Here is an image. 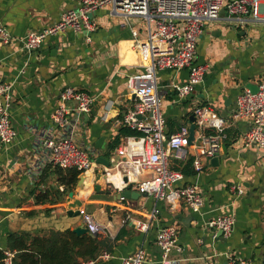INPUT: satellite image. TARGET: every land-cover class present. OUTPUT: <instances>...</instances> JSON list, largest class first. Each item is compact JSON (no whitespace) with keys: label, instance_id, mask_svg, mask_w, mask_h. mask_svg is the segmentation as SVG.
<instances>
[{"label":"crops","instance_id":"crops-1","mask_svg":"<svg viewBox=\"0 0 264 264\" xmlns=\"http://www.w3.org/2000/svg\"><path fill=\"white\" fill-rule=\"evenodd\" d=\"M79 2L0 0V25L12 35L9 44L0 46V80L11 84L10 120L16 131L11 143L0 142V249L6 245L7 233L73 230L84 224L83 215L88 213L100 225L95 234L101 250L95 264H119L122 257L139 247L147 254L143 264H162L155 236L165 225L177 228L178 248L169 253L177 264H224L229 257L263 264L264 149L242 145L239 136L248 124L232 120L231 113L237 94L264 77V22L250 15L228 16L225 11L208 22L198 38L195 59L198 64H206L208 70L185 99L178 100L165 86L184 83L187 69L159 72V91H167L161 95L160 105L167 133L190 125V116L198 105L210 106L227 119L229 136L217 162L203 160L201 171L191 166L192 173L184 174L182 184L194 185L200 191L202 205L194 210L180 202L172 209L159 201L158 219L150 222L154 205L150 195L117 200L114 189L102 186L94 190L92 178H87L77 195L83 201L81 214L70 216L64 200L54 202L56 191L63 187L56 180L54 165L45 163L41 153V141L47 135L59 93L64 86H71L94 97L90 111L83 115L76 141L95 162L101 156L110 159L115 153L114 139L119 136L120 141L125 136L119 135L123 127L116 126L115 121L134 102L126 88V77L143 69L132 47V29L137 28L140 37L145 34L140 18L124 17L106 5L93 13L92 19L98 24L94 32L67 29L47 36L33 52L21 49L18 37L54 24L62 11L77 7ZM172 161L178 165V161ZM233 185H240L244 192L238 194L232 190ZM39 191H47L51 201L34 204L38 213L26 216L23 206L35 201ZM45 208L51 211L45 214ZM221 213L234 218L232 233L227 237L207 225ZM138 222L149 226L141 230ZM4 228L7 231L3 233ZM104 252L108 257H100Z\"/></svg>","mask_w":264,"mask_h":264},{"label":"built area","instance_id":"built-area-1","mask_svg":"<svg viewBox=\"0 0 264 264\" xmlns=\"http://www.w3.org/2000/svg\"><path fill=\"white\" fill-rule=\"evenodd\" d=\"M106 5L112 11L124 17H137L145 25V34L140 37L137 28L132 29V47L142 63L140 72L128 74L126 88L133 97L132 107L115 121L134 131V134L121 137L115 153L109 159V166L104 167L105 181L118 192L126 183L134 182L139 193L150 195L154 205L150 222L158 219L160 212L157 202L168 204L172 209L180 202L197 210L203 203L200 191L191 184H182L184 173L173 168L176 161L191 157L194 171L204 168L203 160L218 156L223 142L227 139V119L218 115L210 106L194 107V140L188 143L189 125H180L176 131H165V119L161 112V95L158 88L159 72L163 70L187 69L184 83L167 84L178 100L185 99L197 84L203 81L208 67L196 63V46L204 26L219 17L221 10L228 16L250 15L256 21L264 22V0H80L75 8L60 13L59 19L52 25L40 30H30L18 37L21 49L27 53L41 47L49 35L70 29L74 32H94L98 24L89 17V12ZM89 39V37H87ZM12 35L0 25V46L9 44ZM11 84L0 80V142L11 143L16 131L10 120L12 104ZM94 97L82 89L64 86L59 93L58 105L50 115L47 135L41 141V153L45 163H51L62 169L73 168L80 175H89L97 167L90 153L76 141V135L82 127L83 115L91 109ZM140 116V117H139ZM232 120H244L247 128L239 138L244 147L257 146L264 149V77L257 83V91L245 88L235 99ZM109 174H118L121 184L115 185L109 180ZM232 190L242 194L240 185H233ZM84 223L89 233L100 231V225L92 215L84 213ZM125 220H122L124 222ZM211 229L219 230L229 236L234 227L231 214L221 213L207 222ZM141 230H146L149 223L138 222ZM156 244L161 250L162 264H177L170 259L169 253L177 247V228L165 225L156 232ZM201 242V239H198ZM5 264H11L14 252L4 250ZM100 257H108L102 253ZM147 260L144 248L139 247L134 253L124 256L119 264H143ZM97 258L86 259L82 264H95ZM224 264H255L248 259L229 257Z\"/></svg>","mask_w":264,"mask_h":264},{"label":"trees","instance_id":"trees-1","mask_svg":"<svg viewBox=\"0 0 264 264\" xmlns=\"http://www.w3.org/2000/svg\"><path fill=\"white\" fill-rule=\"evenodd\" d=\"M134 133L125 127L119 130V135ZM118 143L119 136L114 139L112 148H116ZM191 160V157H188L184 161H178V165H173V168L181 170L184 174H191ZM54 173L58 184L63 187L55 193L54 202H59L63 201L67 193L75 188L80 172L73 168L62 169L54 166ZM47 194V191L36 193L35 201L23 206L26 210L25 215L29 217L36 215L38 210L34 209L33 205L48 201ZM50 211L49 208L43 209L45 214ZM4 250L14 252L11 264H82L85 259L95 258L101 247L96 234L77 235L71 229L63 231L49 229L44 233L29 231L7 233L6 245L0 249V264H5Z\"/></svg>","mask_w":264,"mask_h":264},{"label":"water","instance_id":"water-1","mask_svg":"<svg viewBox=\"0 0 264 264\" xmlns=\"http://www.w3.org/2000/svg\"><path fill=\"white\" fill-rule=\"evenodd\" d=\"M224 11V9L221 10V12ZM248 88L250 89L251 92H256L257 91V85L256 84H249ZM134 97V96H133ZM140 117V116H139ZM195 115L191 114L190 116V125H189V136H188V143L191 144L194 140V134H195ZM218 160V157L215 156L211 159L212 163H216ZM97 167L94 169L92 172V183H93V188L94 190L99 191L100 188L102 187L100 181L104 182V177H105V170L104 167L109 166V159L105 158L103 156L99 157L96 160ZM87 178L86 175H79V179L76 183V186L73 190L69 191L67 195L65 196L66 198L64 199L65 202V207H66V212L70 216H77L81 214L80 207L83 204V201L77 197L79 194V191H81L84 186H85V179ZM123 182L126 183V185L123 187L121 191L116 192L115 198L117 200L120 199H136L140 195H143L142 193H139L134 189V182H128V179L126 176L123 177ZM7 229H3V233L6 232ZM73 232L76 233L77 235H82L85 233H89L87 225L84 223L81 226L75 227L73 229ZM221 231H219V235H221Z\"/></svg>","mask_w":264,"mask_h":264},{"label":"bare ground","instance_id":"bare-ground-1","mask_svg":"<svg viewBox=\"0 0 264 264\" xmlns=\"http://www.w3.org/2000/svg\"><path fill=\"white\" fill-rule=\"evenodd\" d=\"M115 175H116V177H115ZM109 180L112 181L117 186H119L121 184V178L119 177L118 174H109Z\"/></svg>","mask_w":264,"mask_h":264},{"label":"rangeland","instance_id":"rangeland-1","mask_svg":"<svg viewBox=\"0 0 264 264\" xmlns=\"http://www.w3.org/2000/svg\"><path fill=\"white\" fill-rule=\"evenodd\" d=\"M93 13H94V11L89 12V17H90V18H93ZM91 175H92V173H90L89 175H87V178H92ZM87 178H86V179H87ZM99 183H101L102 186H105L106 189L113 190L112 186L108 185L106 182H102V181H100ZM65 198H66V197H65ZM65 198H64V199H65Z\"/></svg>","mask_w":264,"mask_h":264}]
</instances>
